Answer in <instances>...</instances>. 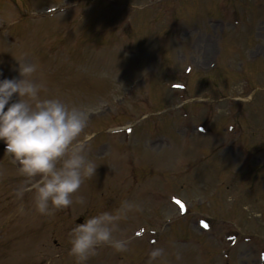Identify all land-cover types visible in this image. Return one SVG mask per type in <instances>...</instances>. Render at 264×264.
I'll use <instances>...</instances> for the list:
<instances>
[{"label": "rangeland", "instance_id": "1", "mask_svg": "<svg viewBox=\"0 0 264 264\" xmlns=\"http://www.w3.org/2000/svg\"><path fill=\"white\" fill-rule=\"evenodd\" d=\"M75 1L0 0V27L6 29L3 37L18 34L17 39L24 42L13 51L14 59H0L3 75L18 76L15 56L35 63L38 70L33 78L45 85L41 97L56 96L70 106L89 110L80 139L85 140L89 157L98 164L95 174L86 178L73 194L85 198L83 205L74 203L51 215H41L32 207V192L26 191L25 211L19 214L14 190L21 185L29 187L38 177L29 180L20 175L18 163L0 144V264H76L68 254L69 232L80 223L79 219L82 222L99 212L117 210L124 200L133 201L139 210L129 211L113 233L115 238L127 241L140 237L137 233L142 229H152L158 219L177 215V208L169 196L165 197L171 193H177L195 215L210 216L223 225L237 221L245 233L257 232V247H263L264 0H228L230 11H240L245 19L237 27L214 13L213 0H182L178 3V22L161 16L157 25L158 31L167 36L174 29L180 30L178 41L169 39L163 46L152 35L151 26L148 30L143 25L145 16L157 19L161 15V10L147 4V0H121L123 4L116 7L111 5L114 0H83L81 4ZM59 2H75L67 16H60L61 20L72 19L69 36L59 34L53 19L31 23L25 20L21 26L26 28L18 27L19 30L3 25L6 18L10 22V18H22L36 6L45 5L35 8L38 10ZM142 3L149 10L132 11L141 9ZM12 10L19 11L10 13ZM79 11L85 12L83 21L75 22L73 18ZM215 19L221 21L213 22ZM179 21L183 23L180 28ZM26 29L31 30L30 35ZM94 29L97 33L93 35ZM92 42L112 44L125 53L113 47L102 51L84 47ZM55 44L64 46L63 55L51 52ZM9 49V45L2 46L0 52ZM86 55L91 61L102 63L93 75L88 73L92 71L88 65L83 69ZM213 59L219 65L211 70ZM188 66L191 71L185 74ZM177 76H187V81L180 79L195 95L188 94L185 102L192 115L160 116L155 123L159 129L156 136L148 131L153 127L150 120L158 115L145 119L132 133L124 128L118 134L110 133L136 121L146 111H162L179 101L181 92L167 87L179 80ZM251 98L252 103H248ZM208 105L213 108L214 117L207 119L204 114ZM204 119L212 127L210 134L202 135L197 130V124ZM237 120L243 129L237 142L241 150L249 153L250 161L241 157L238 149L228 150L225 146L227 135L222 125L238 123ZM130 136L133 144L128 145ZM130 161L136 163L134 167ZM153 192L165 194L157 199ZM255 208L260 213L257 222L252 219ZM193 217L162 222L168 226L163 228L166 235L158 247L165 250V256L153 264H221L218 250L222 243L200 233L197 216ZM152 236L140 237L123 252L107 244L97 245L100 249L85 264H145ZM179 238L190 242H180ZM242 244L231 248V264H257L256 252Z\"/></svg>", "mask_w": 264, "mask_h": 264}, {"label": "clouds", "instance_id": "2", "mask_svg": "<svg viewBox=\"0 0 264 264\" xmlns=\"http://www.w3.org/2000/svg\"><path fill=\"white\" fill-rule=\"evenodd\" d=\"M15 58L18 76H4L0 68V144L18 163L20 175L29 180L38 177L29 187L21 185L14 190L19 201L17 212L25 211L26 191L32 192V207L41 215H51L74 203L83 205L85 198L73 194L86 178L95 174L98 165L89 157L85 140L80 139L89 110L70 106L56 96L41 97L45 85L33 78L38 65ZM139 208L133 201L124 200L117 210L83 219L70 229L68 254L76 264H85L100 244L117 252L126 251L128 242L115 238L113 233L118 221ZM164 256L163 248L153 247L145 264H153ZM176 256L178 259L179 252Z\"/></svg>", "mask_w": 264, "mask_h": 264}]
</instances>
